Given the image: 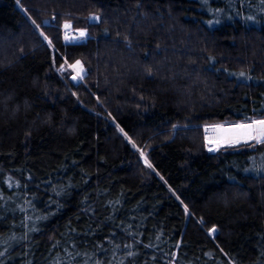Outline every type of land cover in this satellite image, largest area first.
<instances>
[{
    "label": "trees",
    "instance_id": "1",
    "mask_svg": "<svg viewBox=\"0 0 264 264\" xmlns=\"http://www.w3.org/2000/svg\"><path fill=\"white\" fill-rule=\"evenodd\" d=\"M259 118L264 0H0V264H264Z\"/></svg>",
    "mask_w": 264,
    "mask_h": 264
},
{
    "label": "snow or ice",
    "instance_id": "2",
    "mask_svg": "<svg viewBox=\"0 0 264 264\" xmlns=\"http://www.w3.org/2000/svg\"><path fill=\"white\" fill-rule=\"evenodd\" d=\"M90 19L95 22L99 20V17L93 15ZM248 19H252V17H248ZM33 23H35V21H33ZM63 27L65 29L64 39L66 42H76L87 36V33L83 30H80L78 35H73L72 25L70 22H65ZM41 35H43V33H41ZM45 39H47V37H45ZM49 44L51 45V41H49ZM69 69L72 73H74L71 76L72 81H83L87 75L86 69L80 60H76L74 63H68V61L65 60L64 64L60 65L58 71L64 73ZM240 75L244 76V73H240ZM215 127L222 135L217 137L215 140H211L206 137L207 143L214 145L208 149L209 151H216L221 146H233L241 142L249 143L253 146L255 144H264V119H253L247 123L236 124L231 128H223L222 126ZM141 155L143 156L144 153L142 152ZM145 164L149 168L152 167V165L148 163L147 159H145ZM185 212L186 214L188 213L187 207L185 208ZM217 231L218 229L213 226L209 229V235H213Z\"/></svg>",
    "mask_w": 264,
    "mask_h": 264
},
{
    "label": "rangeland",
    "instance_id": "3",
    "mask_svg": "<svg viewBox=\"0 0 264 264\" xmlns=\"http://www.w3.org/2000/svg\"><path fill=\"white\" fill-rule=\"evenodd\" d=\"M91 17V16H90ZM72 34L73 35H78V32L80 31V30H83L82 28H75V27H72ZM63 31L65 32V29H64V27L62 28V31H61V37H62V40H63V36H64V34H63ZM84 31V30H83ZM72 75L74 74V73H71ZM262 119H264V118H262ZM247 122H250V121H247ZM247 122H239V121H237V122H230V123H211V124H204L203 126H202V131H203V135H204V138H205V142H206V148L207 149H209L210 147H213L214 145L213 144H211V143H207V141H206V137L208 138V139H211V140H215L217 137H219V136H221L222 134L218 131V129L215 127V126H222L223 128H231V127H233L234 125H236V124H239V123H247ZM208 128V129H207ZM210 131V132H209ZM206 132H208V133H206ZM219 134H221V135H219ZM225 146V145H224ZM139 151V150H138ZM142 156V155H141Z\"/></svg>",
    "mask_w": 264,
    "mask_h": 264
},
{
    "label": "built area",
    "instance_id": "4",
    "mask_svg": "<svg viewBox=\"0 0 264 264\" xmlns=\"http://www.w3.org/2000/svg\"><path fill=\"white\" fill-rule=\"evenodd\" d=\"M63 34H64V31H63ZM64 43H69V42H66L65 39H64V36H63V40H62ZM259 119H262V118H259Z\"/></svg>",
    "mask_w": 264,
    "mask_h": 264
},
{
    "label": "bare ground",
    "instance_id": "5",
    "mask_svg": "<svg viewBox=\"0 0 264 264\" xmlns=\"http://www.w3.org/2000/svg\"><path fill=\"white\" fill-rule=\"evenodd\" d=\"M208 129V128H207ZM210 132V131H209ZM206 133H208V132H206ZM219 135H221V134H219Z\"/></svg>",
    "mask_w": 264,
    "mask_h": 264
},
{
    "label": "water",
    "instance_id": "6",
    "mask_svg": "<svg viewBox=\"0 0 264 264\" xmlns=\"http://www.w3.org/2000/svg\"><path fill=\"white\" fill-rule=\"evenodd\" d=\"M71 76H72V75H71ZM71 76H70V79H71ZM204 133H205V132H204ZM204 133H203V134H204Z\"/></svg>",
    "mask_w": 264,
    "mask_h": 264
}]
</instances>
